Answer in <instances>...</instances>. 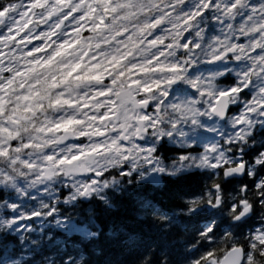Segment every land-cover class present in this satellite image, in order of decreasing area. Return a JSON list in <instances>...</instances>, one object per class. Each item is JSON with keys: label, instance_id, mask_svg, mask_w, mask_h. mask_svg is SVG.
Instances as JSON below:
<instances>
[{"label": "snow or ice", "instance_id": "1", "mask_svg": "<svg viewBox=\"0 0 264 264\" xmlns=\"http://www.w3.org/2000/svg\"><path fill=\"white\" fill-rule=\"evenodd\" d=\"M98 245L264 264V0H0V264Z\"/></svg>", "mask_w": 264, "mask_h": 264}, {"label": "clouds", "instance_id": "2", "mask_svg": "<svg viewBox=\"0 0 264 264\" xmlns=\"http://www.w3.org/2000/svg\"><path fill=\"white\" fill-rule=\"evenodd\" d=\"M203 74H207V69H200L199 70ZM139 186H137V189ZM135 194V190H129L128 192H117L116 196L120 197L121 199H126L129 196H132ZM118 209H112L111 211L106 210L104 206L97 202H82L77 205H75L73 208L69 209V214L72 215L73 219L78 220L80 222H87L90 213L95 214L97 217V228L99 232H104V225L106 223H111L113 221V217L117 214ZM106 234V233H105ZM47 241H45L46 243ZM97 252L96 257L91 261V264H108V257L111 255L110 252H108V247L104 246H96ZM103 250H100V249ZM107 253V254H106ZM49 255H52V253H49ZM36 264H46L45 261L41 260L39 257H37ZM57 264H59V261H57ZM76 264H81L79 260L76 261Z\"/></svg>", "mask_w": 264, "mask_h": 264}, {"label": "trees", "instance_id": "3", "mask_svg": "<svg viewBox=\"0 0 264 264\" xmlns=\"http://www.w3.org/2000/svg\"><path fill=\"white\" fill-rule=\"evenodd\" d=\"M127 220H128V217H127L126 215L121 217V221H127ZM97 222H99V221H97ZM112 227H113V222H111V223H106V224L104 225V231H105V233L108 234V235H111ZM59 235H60V237H61L62 239L65 238V236H64L63 233H59ZM74 238H75V234H73V236H69V237H67V239H69V240H72V239H74Z\"/></svg>", "mask_w": 264, "mask_h": 264}]
</instances>
